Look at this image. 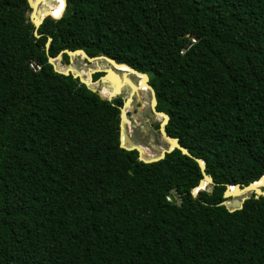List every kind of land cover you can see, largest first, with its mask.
<instances>
[{
  "label": "trees",
  "instance_id": "16d2710c",
  "mask_svg": "<svg viewBox=\"0 0 264 264\" xmlns=\"http://www.w3.org/2000/svg\"><path fill=\"white\" fill-rule=\"evenodd\" d=\"M65 2L35 29L27 0H0V264H264V196L224 198L264 176V0ZM78 49L146 74L215 185L194 198L193 159L121 148L127 97L48 62ZM138 119L159 135L150 106Z\"/></svg>",
  "mask_w": 264,
  "mask_h": 264
},
{
  "label": "water",
  "instance_id": "95a60500",
  "mask_svg": "<svg viewBox=\"0 0 264 264\" xmlns=\"http://www.w3.org/2000/svg\"><path fill=\"white\" fill-rule=\"evenodd\" d=\"M39 2L41 3V1H38V0H27L28 6L31 9V13L29 15L30 23L34 26L35 29H37L43 23V21L46 18H50V19H53L55 21H58V20L61 19L63 11H64V8H65V5H66L65 0H64V8H63V10H62V12H61V14L59 15L58 18H55V17H52V16H48L46 14L45 15H41V16L36 15V12L38 11V9L36 10V4L39 3ZM35 36L38 37L36 32H35ZM50 40L51 39H49L48 41H50ZM46 47H48V43L46 44ZM63 54H67L70 57L71 63H72L73 59H77V58L80 57L84 61H86L87 63H97L99 61H103L106 64H108L110 66V68L106 69L103 72L104 75L102 77H100L97 81H93L92 75L97 73V72H101V70L100 69L89 70L88 71V73H89V78L88 79L89 80H85L80 74H74L70 68H67L65 71H61V70H58L56 68V63L57 62L60 63ZM48 62L53 65V67L55 68V70L58 73L63 74L65 76H68V75L71 74L73 76V78H78L79 81L82 84H84L89 90H91L92 92H97L102 99H106L108 101H111L113 98L120 96L121 93H122L121 92L122 88L127 84L129 77L130 76H135L137 79H139L144 84L145 88L150 92L151 101H150L149 106H150L152 114L155 117H161L162 118V121L160 122V125H159V134L168 143V146H167V148L165 150H162L157 157L145 159V158L142 157V153L143 152H142V149L140 148V146H138V145L126 146L125 144H123V142H122V133H123L124 125H125V123L126 124L129 123V121L125 119L126 111L130 107L131 103L133 102V100L131 99V96H129V97L126 98V100L123 103L122 107H120V125H119L120 147L125 149V150H128V151L136 150L138 152V155H139V160L144 162V163H151V162H157L159 160H162V159H164L166 154L171 153L175 149L179 150L181 152V154L193 159L198 164V166L200 168V171H201V174H202V177H203L202 180L199 181V184L193 189L192 197H194V198L196 197L198 191L205 190V188L208 185H215L213 179L209 175H207L205 173V170H206L205 163L202 160H200V159L196 158L195 156H193L185 148H183L179 144L178 139L171 138V137H169L166 134L165 126L168 123L169 117L165 113L158 112L156 110L157 101H156V97H155V91L148 84L149 77L146 74L140 73V72L132 69L131 67H129L126 64H118L113 59H110L108 57H104V56L89 57L83 50H80V49L74 50V51L63 50L56 57H48ZM32 67L36 68L35 65H32ZM117 67H124V68H126L128 70V72H123L122 77H120L117 73H115V71H118L116 69ZM110 73H113L115 76L118 77L119 83L117 82V84L114 86L115 92H112L111 94H109L108 97H103L98 90H95V89L91 88V85L95 84L96 82L99 83V82L104 81L105 76L107 74H110ZM126 74L129 76L128 78L125 77ZM138 86H139V83H138ZM140 91L141 90H139V87H136L134 95L136 97H139L140 96V94H139ZM260 180H264V176H261L258 179V181H260ZM255 183L256 182H254L252 184H249V185H245V186L244 185H235V186H232V187L231 186H226V190L224 192V198H238V197H242V196L247 195V194L248 195L254 194L256 198L259 197V196H264V187H262V188L261 187H257V185H255ZM247 198H248V196L241 198V200L239 201V205L237 207H233V208L241 209L243 202ZM227 203H225V205H227Z\"/></svg>",
  "mask_w": 264,
  "mask_h": 264
},
{
  "label": "rangeland",
  "instance_id": "374dc122",
  "mask_svg": "<svg viewBox=\"0 0 264 264\" xmlns=\"http://www.w3.org/2000/svg\"><path fill=\"white\" fill-rule=\"evenodd\" d=\"M43 3L48 5H53L54 7H59L61 4L60 0H42L37 15L40 16L41 10H43ZM41 7V8H40ZM58 70L65 71L67 68H70L74 74H80L85 80L88 79L89 70H97L100 69L101 72H104L106 69L110 68V66L103 61H99L97 63H85L82 58L73 59L72 63L69 66H63L59 62L56 63ZM124 70L115 71L120 77H122ZM94 75V74H93ZM129 77V76H128ZM127 77V78H128ZM112 79V80H111ZM119 83L118 77L115 76L113 73L107 74L104 78V81L95 83L91 85V87L95 90L101 92V88L106 86L109 93L115 91L114 86ZM139 83V86H138ZM141 81L137 79L135 76H130L128 79L127 84L122 88V93L120 96L126 98L131 96L133 102L131 103L130 107L127 109L129 111L130 116H126V119L130 121V123H125L124 125V136H125V145H136L138 141L140 144L138 146L142 147V157L153 158L157 157L162 150H165L168 146V143L158 134H152L151 130L144 127V124L139 121L138 117L140 116V112L142 109L147 108L151 101L150 92L145 88L143 84V88L140 86ZM136 87H139L140 96L136 97L134 92ZM155 121L159 124L162 121L161 117H154ZM132 124L137 126V129L132 127ZM147 153V154H146ZM228 207L233 208L239 205V201L237 198L229 201L227 203Z\"/></svg>",
  "mask_w": 264,
  "mask_h": 264
},
{
  "label": "bare ground",
  "instance_id": "6f19581e",
  "mask_svg": "<svg viewBox=\"0 0 264 264\" xmlns=\"http://www.w3.org/2000/svg\"><path fill=\"white\" fill-rule=\"evenodd\" d=\"M38 1H42V0H38ZM60 2H61V8L59 9V10H55V11H47L46 12V6L48 5V3L47 4H45V3H43V7H44V9L43 10H41V12H40V14L41 15H52V14H56V13H58V12H60L62 9H63V0H60ZM39 4H40V2L39 3H37L36 4V10L39 8ZM41 8V7H40ZM36 15H37V12H36ZM40 15V16H41ZM56 68H57V64H56ZM57 69H59V68H57ZM117 70H124L125 72H128V70L126 69V68H124V67H117L116 68ZM110 75H111V73H110ZM125 77L127 78L128 77V75L126 74L125 75ZM88 78H89V76H88ZM87 80H89V79H87ZM112 80V79H111ZM124 84V83H123ZM94 86V85H93ZM140 86L143 88V83L141 82L140 83ZM92 88V87H91ZM113 92H115V91H113ZM101 95L104 97H108L109 96V94H111V93H109L108 92V90H107V88H106V86H104V87H102L101 88ZM125 119H126V116H125ZM127 120V119H126ZM123 142V141H122ZM141 149H142V147H140ZM142 152H144V151H142ZM147 154V153H146ZM255 185H257V187H264V182H257V183H255Z\"/></svg>",
  "mask_w": 264,
  "mask_h": 264
},
{
  "label": "flooded vegetation",
  "instance_id": "af4514ba",
  "mask_svg": "<svg viewBox=\"0 0 264 264\" xmlns=\"http://www.w3.org/2000/svg\"><path fill=\"white\" fill-rule=\"evenodd\" d=\"M143 110V109H142ZM129 111H126V116L128 115V116H130L129 114ZM155 117V116H154ZM129 123H130V121H129ZM132 127L134 128V129H137V126L135 125V124H132ZM144 127L145 128H148V129H150V130H152V125H150L149 123H148V125H146V124H144ZM158 132H159V129H158ZM160 135V134H159Z\"/></svg>",
  "mask_w": 264,
  "mask_h": 264
}]
</instances>
